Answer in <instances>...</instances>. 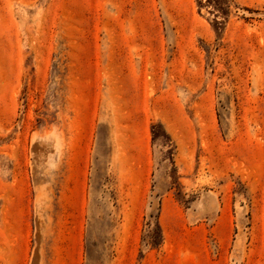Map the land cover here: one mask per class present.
I'll return each instance as SVG.
<instances>
[{"label": "rangeland", "instance_id": "obj_1", "mask_svg": "<svg viewBox=\"0 0 264 264\" xmlns=\"http://www.w3.org/2000/svg\"><path fill=\"white\" fill-rule=\"evenodd\" d=\"M0 264H264V0H0Z\"/></svg>", "mask_w": 264, "mask_h": 264}, {"label": "bare ground", "instance_id": "obj_2", "mask_svg": "<svg viewBox=\"0 0 264 264\" xmlns=\"http://www.w3.org/2000/svg\"><path fill=\"white\" fill-rule=\"evenodd\" d=\"M70 179V178H69Z\"/></svg>", "mask_w": 264, "mask_h": 264}]
</instances>
